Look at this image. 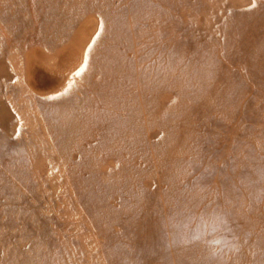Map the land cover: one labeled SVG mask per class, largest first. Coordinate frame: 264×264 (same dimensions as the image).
Masks as SVG:
<instances>
[{
	"label": "rangeland",
	"instance_id": "374dc122",
	"mask_svg": "<svg viewBox=\"0 0 264 264\" xmlns=\"http://www.w3.org/2000/svg\"><path fill=\"white\" fill-rule=\"evenodd\" d=\"M55 1L0 0V264H179L163 253L176 245L187 264H264V75L254 69L264 0ZM79 5L88 9L66 34L42 37L35 9ZM87 18L85 34L103 20L123 29L134 66L139 46V64L153 62L147 38L171 39L186 76L159 94L160 112H172L144 137H58L53 97L29 90L26 56L47 64L65 42L59 62ZM168 71L163 86L175 82ZM180 227L163 250L158 239Z\"/></svg>",
	"mask_w": 264,
	"mask_h": 264
},
{
	"label": "bare ground",
	"instance_id": "6f19581e",
	"mask_svg": "<svg viewBox=\"0 0 264 264\" xmlns=\"http://www.w3.org/2000/svg\"><path fill=\"white\" fill-rule=\"evenodd\" d=\"M49 4L58 5L55 0ZM86 5L91 8L94 6L92 3ZM87 6L79 5L74 9L69 6L71 9L65 12L61 9L67 6L51 7L42 12L35 9L32 18L42 37L46 35V30L50 29L66 34L70 25L77 19L75 18L76 13L88 9ZM92 10L95 11V8ZM84 16L80 17L76 24ZM88 21L89 18L85 22L83 21L84 23L76 31V37L74 35L76 45H71L61 51L59 62L56 61L55 56L65 42L55 47V54H49L47 64L40 62L37 58L29 59V56H26L29 90L41 96L53 97L52 100L55 105L57 104V107L52 114L58 121L53 131L58 137H144L145 131L153 125H158V119L162 115L168 117V114L172 112L162 111L161 113L156 103V99L160 97L159 94L164 90H170L173 85L178 83L179 77L182 75V73L178 74L180 70L177 69L178 64L174 61V59L177 60V57L171 51V39L165 38L167 35L164 33L160 37V30L155 38L151 37L152 39L149 40L147 38L145 47L148 48L147 54L153 58V62L141 61L143 64H139L140 57L146 54L139 46L135 52L134 66L133 58L126 56L127 38L122 28H111L109 23L103 20V22L97 21L94 29L85 34L84 28ZM114 23L122 27L120 23ZM109 34L114 36L115 41L106 45L107 50L106 48L102 49L101 43L104 42V39L107 42ZM67 53H71L72 57L67 59ZM257 55L260 60L254 59V69L264 75V52ZM64 58L67 60L62 62ZM164 58L167 60L163 61ZM170 62L171 64L168 66ZM211 66L214 64H205L203 70ZM231 67L232 65L227 68ZM217 68L223 75L225 73L228 76L230 73L222 66H217ZM163 69L170 70L168 73L175 77L174 83L167 77L169 84L163 86L165 78L162 76ZM148 72L155 75L153 82H144ZM71 74H74L72 79H70ZM132 75L133 81L129 82ZM230 80L232 86L237 85L233 75L230 76ZM261 83L263 84L260 80L256 81L258 87H261ZM147 89L148 95L153 94L152 98H144V91ZM187 96L198 101L201 100L198 92L187 93ZM176 114L178 115L179 111H176ZM241 156L240 150L236 154L234 168L235 166L237 168ZM179 160V154H177L174 157L175 168L179 166ZM230 181L232 180H226V195L229 191L227 185ZM185 217L183 215L182 218ZM159 227L161 230L162 226ZM181 231H187V227L170 229L169 236L171 238H160L157 241L158 244L163 245V250L167 249L177 239L176 237ZM183 247L176 245L174 249L165 250L163 253L173 257L175 263L187 264L188 256L185 257L186 253Z\"/></svg>",
	"mask_w": 264,
	"mask_h": 264
}]
</instances>
